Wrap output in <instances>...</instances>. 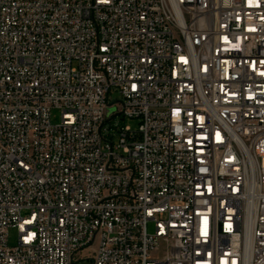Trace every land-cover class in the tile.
<instances>
[{"label":"built area","instance_id":"1","mask_svg":"<svg viewBox=\"0 0 264 264\" xmlns=\"http://www.w3.org/2000/svg\"><path fill=\"white\" fill-rule=\"evenodd\" d=\"M83 250L264 264V0H0V264Z\"/></svg>","mask_w":264,"mask_h":264},{"label":"rangeland","instance_id":"2","mask_svg":"<svg viewBox=\"0 0 264 264\" xmlns=\"http://www.w3.org/2000/svg\"><path fill=\"white\" fill-rule=\"evenodd\" d=\"M111 99L113 100H120L121 99V95L117 92H113L111 94ZM117 106L113 105L109 108V113L111 112H115L117 110ZM61 118V114L60 111L57 109H54L52 111V122L56 123L58 121H60ZM121 125L123 124H129L133 127V129H136L138 127V120L134 119V118H129V117H123V119L120 121ZM149 230H152V226H149ZM17 242V231L15 228H11L9 230V244L11 246L15 245ZM91 260H90V252L89 250H83L80 255H79V259L72 263V264H90Z\"/></svg>","mask_w":264,"mask_h":264}]
</instances>
